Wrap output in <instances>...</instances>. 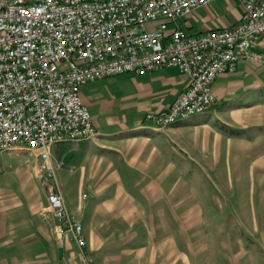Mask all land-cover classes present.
<instances>
[{
	"label": "built area",
	"instance_id": "built-area-1",
	"mask_svg": "<svg viewBox=\"0 0 264 264\" xmlns=\"http://www.w3.org/2000/svg\"><path fill=\"white\" fill-rule=\"evenodd\" d=\"M214 0H0V151L27 152L56 219L60 247L68 237L79 264H94L81 221L71 214L54 175L51 147L95 135L81 87L125 73L176 67L188 83L145 121L162 127L209 109L212 84L241 60L260 62L264 0H237L234 24L192 32L186 16Z\"/></svg>",
	"mask_w": 264,
	"mask_h": 264
},
{
	"label": "crops",
	"instance_id": "crops-1",
	"mask_svg": "<svg viewBox=\"0 0 264 264\" xmlns=\"http://www.w3.org/2000/svg\"><path fill=\"white\" fill-rule=\"evenodd\" d=\"M240 14L241 6L237 0H214L189 14L193 21L189 22L188 28L192 32H203L227 27L238 21ZM260 50L263 53L262 61L241 60L234 72L216 77L212 84L216 99L213 108L192 114L164 130L161 128L165 126L158 127L145 121V115L166 107L185 89L188 78L176 67H162L141 75L125 73L116 75L119 77L114 76L118 80H132L134 84L137 82L136 88L142 97L151 95L149 102L146 99L134 114H116L115 96L109 95L106 90L109 76L89 81L81 87L80 95L89 110L96 135L75 141L72 151L65 154L68 158L72 156L69 169L58 167L57 173L66 194L67 208L82 223L86 246L94 264H116L118 259L120 263L128 260L122 255L112 254L109 249L114 247L110 238L119 235V231L124 229L123 220H127L135 209L122 206L127 202L126 199L135 196L155 199L176 197L177 175L173 167L171 170L170 157L166 159L167 148L160 139L162 134L179 129L196 130L198 134L195 140L200 147L221 151V143L230 147L233 141L224 139L221 134L223 132L212 131L210 119H227L237 128L245 122H264V106L248 105L264 98V45ZM141 76L142 81L138 80ZM100 118H104L107 124L119 123L121 128L115 130L117 127L107 125L97 130L96 122ZM111 135H119V138L111 137L117 140L109 141ZM53 152L54 149L50 155L52 165ZM3 153L9 152L0 153V170L3 171L0 175V190L10 191L14 187L12 185L17 180L12 171L25 172L26 177L21 182H30L34 173L31 171L29 175L24 168L12 170L14 161L3 157ZM168 155L171 156V153ZM33 166L37 170L35 158ZM36 180L40 185L39 179ZM133 182L137 184L132 186ZM130 187L136 189L130 192L127 190ZM41 190L43 194L38 191L39 198L34 203L27 201V205L22 204L16 211L10 207L17 206V197L13 194H10L12 197L0 194V264L80 263V249L68 237L63 247L58 245L54 231L56 219L45 210L46 199L45 205L41 203V195L45 198L42 187ZM85 191L88 201L81 199ZM117 203L120 205L117 206Z\"/></svg>",
	"mask_w": 264,
	"mask_h": 264
},
{
	"label": "rangeland",
	"instance_id": "rangeland-1",
	"mask_svg": "<svg viewBox=\"0 0 264 264\" xmlns=\"http://www.w3.org/2000/svg\"><path fill=\"white\" fill-rule=\"evenodd\" d=\"M190 17L189 14L185 17L188 26L193 21ZM108 79L106 90L115 96L116 114L119 116L124 112L134 114L146 99L149 102L151 95L142 97L136 88L137 82L118 80L114 76ZM142 79V76L138 77V80ZM248 105L264 106V98ZM98 120L97 130L107 125L117 127L115 130L121 128L119 123L107 124L104 118ZM210 123L212 131L223 132L224 139H232L230 147L226 146V149L224 142L221 143V151L200 147L195 140L196 130L179 129L160 136L167 148L166 159L170 157L171 170L174 168L176 171V197L135 196L126 199L122 206L135 209L127 220H123L124 229L119 231V235L110 238L114 247L109 249L112 254L122 255L128 260L120 263L118 259L116 264H264V122H245L239 128L227 119L212 118ZM118 136L111 135L110 138ZM75 141L60 142L50 149V155L54 149L52 166L65 203L66 194L57 171L58 167L69 169L72 156L68 158L65 154L72 151ZM3 155L14 161L12 170L24 168L29 175L31 171L34 173L30 182L23 183L21 179L24 180L26 173L12 171L17 180L12 185L14 187L10 191L0 190L4 197H12L10 194L17 197V206L10 207L16 211V208L27 205V201L34 203L39 198L38 191L43 193L36 180V166L32 167L34 157L22 151ZM136 184L133 182L132 186ZM132 189L136 188L127 190L131 192ZM40 198L45 205L44 195ZM81 199L88 201L86 191L81 194Z\"/></svg>",
	"mask_w": 264,
	"mask_h": 264
}]
</instances>
